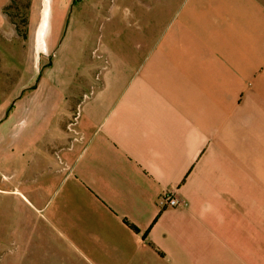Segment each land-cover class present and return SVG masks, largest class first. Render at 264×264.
<instances>
[{"label": "crops", "instance_id": "1", "mask_svg": "<svg viewBox=\"0 0 264 264\" xmlns=\"http://www.w3.org/2000/svg\"><path fill=\"white\" fill-rule=\"evenodd\" d=\"M99 6L120 38L56 70L94 80L78 115L0 68L4 264H264V0Z\"/></svg>", "mask_w": 264, "mask_h": 264}, {"label": "rangeland", "instance_id": "2", "mask_svg": "<svg viewBox=\"0 0 264 264\" xmlns=\"http://www.w3.org/2000/svg\"><path fill=\"white\" fill-rule=\"evenodd\" d=\"M102 1L104 5L109 4L115 9L116 0ZM99 3L101 0H9L4 6V13L11 22L12 28L11 31H6L5 53L0 54V63H2L0 68L26 72L27 75L22 79L16 76L12 81L24 83L27 78L28 96L46 84L49 88L68 86L69 90H65L64 100L76 106L78 115V107L85 93L94 85V80L92 83L90 77L84 80L81 75L82 70H77L73 75V84L62 86L60 82L63 78L58 83L56 70L62 66L60 58L63 56L66 58L67 52L69 53L68 46L82 43L81 39L89 29L92 34L86 45L87 50L83 54L81 47L76 53L90 57L93 52L97 62L104 61L105 45L120 38L119 33L115 32L116 21L111 18L105 22L106 24L100 25L104 22L100 18L96 19L99 17ZM7 8L9 10H6ZM46 10L48 15L45 17ZM95 10L98 12L96 13ZM104 17L108 19L110 16ZM84 22L87 28L82 25ZM80 25L83 27H79V30ZM44 26L45 30L41 38L40 32ZM70 38L72 40L69 41ZM99 73L95 72L96 79ZM21 95L22 92L17 97L15 95L12 102L19 101ZM0 253H2L0 264H4V249H0Z\"/></svg>", "mask_w": 264, "mask_h": 264}, {"label": "built area", "instance_id": "3", "mask_svg": "<svg viewBox=\"0 0 264 264\" xmlns=\"http://www.w3.org/2000/svg\"><path fill=\"white\" fill-rule=\"evenodd\" d=\"M163 205H167L169 207L175 208L180 205V201L177 197L173 195H165L162 200Z\"/></svg>", "mask_w": 264, "mask_h": 264}, {"label": "bare ground", "instance_id": "4", "mask_svg": "<svg viewBox=\"0 0 264 264\" xmlns=\"http://www.w3.org/2000/svg\"><path fill=\"white\" fill-rule=\"evenodd\" d=\"M44 15H45V17L48 15V10H46L45 12H44ZM45 24V23H44ZM44 30H45V26L44 27H42V29H41V34H40V37L42 38V35H43V32H44Z\"/></svg>", "mask_w": 264, "mask_h": 264}, {"label": "trees", "instance_id": "5", "mask_svg": "<svg viewBox=\"0 0 264 264\" xmlns=\"http://www.w3.org/2000/svg\"><path fill=\"white\" fill-rule=\"evenodd\" d=\"M6 10H9V8H7ZM6 10H5V11H6Z\"/></svg>", "mask_w": 264, "mask_h": 264}]
</instances>
